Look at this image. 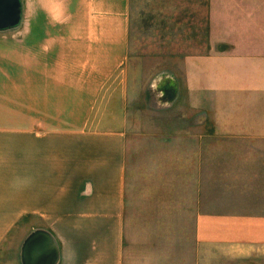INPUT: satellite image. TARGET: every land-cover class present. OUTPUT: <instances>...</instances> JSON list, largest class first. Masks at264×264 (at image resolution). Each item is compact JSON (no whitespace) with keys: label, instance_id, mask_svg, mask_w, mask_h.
<instances>
[{"label":"crops","instance_id":"obj_1","mask_svg":"<svg viewBox=\"0 0 264 264\" xmlns=\"http://www.w3.org/2000/svg\"><path fill=\"white\" fill-rule=\"evenodd\" d=\"M191 13L199 34L176 40L175 70L169 39L136 48L132 0H36V37H0V264H264V116L239 112L264 110V0H192ZM13 56L36 60V185L10 149L26 125ZM215 61L258 69L218 85L201 69ZM170 93L215 132L145 131Z\"/></svg>","mask_w":264,"mask_h":264},{"label":"rangeland","instance_id":"obj_2","mask_svg":"<svg viewBox=\"0 0 264 264\" xmlns=\"http://www.w3.org/2000/svg\"><path fill=\"white\" fill-rule=\"evenodd\" d=\"M24 7V12L21 17L20 25L7 30H0V37H22L20 32L23 31L24 27L31 28V35L36 37V0H21ZM191 2L192 0H132V38L136 42V48L138 51L144 53L145 50H152L155 53L160 51V45H149V39H157L154 43H160L159 39H169V45L162 47L163 51L165 48L168 49L169 58L168 62H163L162 66L169 68V70H175L177 65L176 51L180 46L176 45V40H187L192 39L194 36L198 37L199 32L193 29V20L191 13ZM10 3V1H9ZM12 6H7L6 3L0 4V22L8 21L16 17V13H13ZM11 9V10H10ZM34 25V26H33ZM219 33V32H218ZM200 34H205V31H200ZM151 43V42H150ZM6 48V47H5ZM20 47H14V51ZM187 48L190 47H185ZM13 58H17L13 56ZM11 64V63H10ZM19 64V65H18ZM155 66H161L160 62L153 63ZM258 63L255 62H236L231 63L228 61H215L202 63L201 69L216 71L217 84H224L228 80L227 76L230 71L233 72V84H249V76L258 69ZM14 70H18L19 77L20 71L25 78V87L22 90L25 98V127L24 135L18 139H15L10 149H17L19 147L20 153L23 155L24 171L26 182L35 183L36 185V174L33 172L36 170V131L46 130L47 127H41L36 125V60L22 62L20 60L13 59L12 62ZM173 93L168 95L169 103L167 106L162 105L161 110H146L147 116L149 115L155 118L149 123V127L145 131L157 132L161 131L164 133L177 134L178 132L193 130L196 133H213L215 132L214 120H211L205 111H198L193 113L188 108V101L186 100L185 108L181 110L173 107L171 100L175 97ZM175 100V98H174ZM173 101V100H172ZM176 103V102H175ZM11 105V103H10ZM176 106V105H175ZM165 107H168L166 110ZM184 112V115L182 116ZM235 112V111H234ZM246 118H257L264 116V110L254 109H242L239 110ZM238 112V113H239ZM159 115V116H157ZM235 116V114H233ZM251 116V117H250ZM34 122V124L27 125L28 123ZM184 122V126H183ZM137 130H142L139 125ZM184 131V132H185ZM153 144H165L172 150L176 145L175 141H166L162 143ZM166 147V148H167ZM174 171V170H173ZM176 174H173L172 178L175 179ZM26 198L33 196L36 191L26 189ZM36 201V199H34ZM19 231L25 232L24 241L27 240L31 231H36V219L27 218L20 223ZM20 238L18 241L15 239L12 242V246L16 247V242L20 246ZM15 242V243H14ZM14 249V248H13Z\"/></svg>","mask_w":264,"mask_h":264},{"label":"water","instance_id":"obj_3","mask_svg":"<svg viewBox=\"0 0 264 264\" xmlns=\"http://www.w3.org/2000/svg\"><path fill=\"white\" fill-rule=\"evenodd\" d=\"M9 1H10V3H9ZM2 3H6V5L8 7L12 6L13 13H16V17H14V19H11L8 21L0 22V28H7L9 26L18 24L21 20V17H22L20 0H0V4H2ZM35 240H36V236L34 238H31V241H35Z\"/></svg>","mask_w":264,"mask_h":264}]
</instances>
